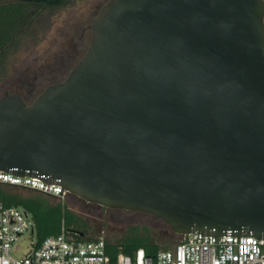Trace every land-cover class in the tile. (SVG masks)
I'll return each mask as SVG.
<instances>
[{"label": "water", "instance_id": "95a60500", "mask_svg": "<svg viewBox=\"0 0 264 264\" xmlns=\"http://www.w3.org/2000/svg\"><path fill=\"white\" fill-rule=\"evenodd\" d=\"M90 28L63 79L0 95V169L264 238V0H106Z\"/></svg>", "mask_w": 264, "mask_h": 264}, {"label": "rangeland", "instance_id": "374dc122", "mask_svg": "<svg viewBox=\"0 0 264 264\" xmlns=\"http://www.w3.org/2000/svg\"><path fill=\"white\" fill-rule=\"evenodd\" d=\"M105 2L65 0L43 7L16 47L7 53L0 72V95L16 92L31 102L46 85L63 79L85 52L91 37L90 23ZM65 202L86 220L93 236H119L132 224L145 225L160 235L168 230L163 220L146 212L105 207L70 193ZM31 234L24 231L13 242L9 250L13 257L19 258L28 251ZM177 238L167 237L163 244L172 246Z\"/></svg>", "mask_w": 264, "mask_h": 264}, {"label": "built area", "instance_id": "2783aa9c", "mask_svg": "<svg viewBox=\"0 0 264 264\" xmlns=\"http://www.w3.org/2000/svg\"><path fill=\"white\" fill-rule=\"evenodd\" d=\"M0 183L40 191L60 200L69 194L59 183L28 173L0 169ZM33 230L32 217L25 208L5 205L0 199V264H264V238L199 232L183 234L178 242L153 255L138 248L133 254L119 252L112 259L102 237L74 239L62 230L46 235L38 245L32 237L28 251L13 257L9 252L13 242L24 231Z\"/></svg>", "mask_w": 264, "mask_h": 264}, {"label": "trees", "instance_id": "16d2710c", "mask_svg": "<svg viewBox=\"0 0 264 264\" xmlns=\"http://www.w3.org/2000/svg\"><path fill=\"white\" fill-rule=\"evenodd\" d=\"M64 1L0 0V72L7 53L16 47L34 16L43 7L61 4ZM20 190H26L27 193H22ZM0 199L5 205L21 206L30 213L34 223L32 235L36 245L46 235L57 234L62 230H65L66 234L74 239H96L99 237L89 234V225L86 220L68 206L65 199L55 200L49 194L8 183H0ZM166 227L167 233L164 232L160 235L145 225L132 224L119 236H102L106 252L112 259L119 252L133 254L138 248H143L146 254L153 255L160 248L170 246L163 244L167 237H178L175 243L181 239V235L173 233L168 225Z\"/></svg>", "mask_w": 264, "mask_h": 264}, {"label": "flooded vegetation", "instance_id": "af4514ba", "mask_svg": "<svg viewBox=\"0 0 264 264\" xmlns=\"http://www.w3.org/2000/svg\"><path fill=\"white\" fill-rule=\"evenodd\" d=\"M25 100V99H24ZM26 101V100H25ZM27 102V101H26ZM29 103V102H28ZM98 205V204H97Z\"/></svg>", "mask_w": 264, "mask_h": 264}]
</instances>
